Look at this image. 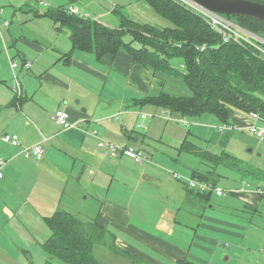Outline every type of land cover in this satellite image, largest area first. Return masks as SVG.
Instances as JSON below:
<instances>
[{"label":"crops","instance_id":"0c3cea01","mask_svg":"<svg viewBox=\"0 0 264 264\" xmlns=\"http://www.w3.org/2000/svg\"><path fill=\"white\" fill-rule=\"evenodd\" d=\"M26 1L0 0V20L10 23L0 33V53L4 51L8 58L5 64L0 55V161L8 162L0 179V264H44L47 255L42 245L51 236L46 218L59 211L88 223L96 221L125 253L117 258L131 264L133 259L146 264H214L220 250L232 243H238L237 249L230 248L226 260L264 264V256L253 250L254 245L263 246L264 242L261 231L253 224L259 208L264 207V195L259 193L260 189L264 191L262 186L248 187L245 179L233 189L217 183L239 203H226L222 209L232 218H226V214L208 215L213 197L223 198L226 194H210L207 202L200 195L208 193L189 188L187 174L171 172L160 165L166 164L165 150L177 152L179 161L185 141L199 148L204 143L213 148V154L241 148L247 141L245 132L252 135L249 126L264 127V115L247 116L228 108L234 130H221L223 124L216 117L203 115L190 123L194 128L184 138L177 137L155 117L163 115L165 121L173 120L178 125L179 118L141 104V100L161 94L190 97L192 93L181 79L135 64L126 52L105 55L101 60L94 54L71 52L72 44L59 45L57 39L63 34L68 36V31L45 18L42 14L46 11L27 10L31 0ZM85 1L99 9L94 15L97 21L121 15L116 6L115 10L107 7L109 0L107 5L101 0H71L59 7L72 6L80 11ZM33 19L39 24H34ZM46 19L51 26H42ZM68 37L70 40V34ZM12 46L17 48L20 64L8 51ZM12 61L17 63L16 68H12ZM9 75L10 86L5 81ZM18 75L23 81L21 99L12 91ZM58 110L66 111L76 127L64 130L57 126L60 132L55 134L51 117ZM6 134L18 135L22 147L5 143L2 137ZM165 136L183 138L180 149L172 148ZM105 142L140 149L149 161L137 165L124 155L111 154ZM35 145L42 146L44 155L25 158L22 148ZM186 157L190 158L184 162L193 161L206 168L198 156L187 153ZM208 166L206 170L211 171ZM206 170H193L189 178L195 171ZM245 184L247 188L240 191ZM148 185L156 189L150 190ZM90 198L94 206L86 209L96 213L82 218L85 213L73 210L81 209ZM248 210L255 212L254 217L242 220L250 216ZM151 215L156 221L149 220ZM250 229L259 232L257 238L248 236Z\"/></svg>","mask_w":264,"mask_h":264},{"label":"trees","instance_id":"16d2710c","mask_svg":"<svg viewBox=\"0 0 264 264\" xmlns=\"http://www.w3.org/2000/svg\"><path fill=\"white\" fill-rule=\"evenodd\" d=\"M142 1L170 22L171 27L160 29L122 14L119 27H110L80 13L71 14L69 7H48L42 15L70 32L71 52L94 54L98 60L105 55L126 52L135 64L180 77L192 93L190 97L161 94L145 98L141 104L182 119L210 114L223 125H232L228 108L247 116L264 115V60L250 48L224 43L221 35L212 31L199 16L172 0ZM229 19L264 38V23L240 16ZM127 37L131 39L129 43L125 42ZM204 45L206 49L200 51ZM174 60L182 62V70L173 64ZM180 150L198 156L211 166V171H195L193 179L217 184L221 176L216 170L224 167L243 170L240 175L244 178L252 176L264 181L263 171L252 167L242 169L240 160L226 151L213 154L190 141H185ZM200 196L207 202L211 197L210 194ZM46 221L51 236L42 245L47 255L44 264H56L54 260L64 264H105L95 256L96 243L107 246L116 257L125 255L116 247L108 230L96 221L88 223L65 211L56 212ZM132 261L134 264L138 260Z\"/></svg>","mask_w":264,"mask_h":264},{"label":"rangeland","instance_id":"374dc122","mask_svg":"<svg viewBox=\"0 0 264 264\" xmlns=\"http://www.w3.org/2000/svg\"><path fill=\"white\" fill-rule=\"evenodd\" d=\"M52 1H54V4H52V2H50L49 0L48 1L46 0L45 2H47V6H51V7H52V5H55L56 7H59V6H63L64 4L67 5L69 2H71V0H52ZM101 1H103L101 3H103L104 5H107V0H101ZM109 1L111 2V4L107 5L108 8H111V10H112L116 6L118 12H120L125 17H128L131 20H134L135 22L142 23V24H148V25L160 28V29L171 27L170 22H168L165 19H163L160 15H158L155 12V10L151 6H149L146 2H144L142 0H109ZM258 2H263L264 3V0H259ZM82 4H83L82 7L79 6L80 7V14L85 16V17H91V19L93 18V19L96 20L94 15L98 13L99 9L97 10L96 8L90 7L89 6L90 5L89 2H86V1L84 3H82ZM27 10H30L31 12H33V11H38L39 12V11H46L47 8H44V7L40 6L39 4H37V2L35 0H31V2L28 4ZM24 19L26 20L27 17H25ZM111 19L112 20H110L109 18H102V19H99V21L108 22V25H111V26H112V23H116L117 25H120V18H119L118 15L113 14L111 16ZM25 20H23V21H25ZM34 20L35 19L32 20L34 24H39V22L34 21ZM42 24H43L42 26H44V27L51 26L50 25V21L47 20V19ZM113 26H115V25H113ZM239 27H241V26H239ZM65 30H67V29H65ZM69 34H70V32L68 31V36H69ZM68 36L65 37L64 34L60 35L59 36L60 38H57L59 45H61L62 43H66V42L69 45H71V42H70ZM130 41H131V39L129 37L125 38V42L126 43H129ZM8 51H10V54L12 56H15V58L17 59L16 62L18 64H20L19 63L20 60H19V58L17 56V54H18L17 48L12 46L11 48L8 49ZM78 53H81V52H78ZM84 54H86V53H84ZM0 55L4 59L5 64H8V58H7L6 54H5V52L3 51L2 53H0ZM91 57H94V56L92 55ZM181 63L182 62L179 61V60H174L173 61V64L176 67H179L180 69L183 67ZM8 70H10L9 67H8ZM163 74H165V73H163ZM18 77H19L21 83H23L21 77L19 75H18ZM172 77H176V76L172 75ZM176 78L181 79L180 77H176ZM11 80H12L11 75H9L7 79H5L6 84H8V86H10ZM172 93L175 94V92H172ZM204 116L211 117V115H208V114H205ZM162 118L164 119L163 115H162ZM162 118H161L160 114H156L155 119H161V122L164 124V126L168 127L169 132L171 134L177 136V137L179 135H184L183 136V138H184L185 134L187 133V131H189V129L191 131L194 128V126H192L191 124H190V126L184 127L181 124H179V125L176 124L175 121H173V120L165 121V119L162 120ZM198 118H194V119L185 118V119H187L189 121V123H191V122L194 123V120H197ZM147 122L148 121L145 122L146 125H147ZM53 124H54V122H53ZM263 124H264V122H263ZM53 129L56 132L55 134H58L60 132V129H58L57 126H55V124H54V128ZM56 129H57V131H56ZM142 130L145 131L144 128ZM245 136H246L245 138H246L247 141L245 142L244 146H242L241 148H239L240 146H238V148H234V149L233 148H229L228 151H232L234 153L233 155H235L240 160V162H241L240 167L242 169H245V168L250 169L252 167L254 169H262V170H264V143L259 142L255 138V136L249 135L248 132L247 133L245 132ZM183 138L181 140H177L174 137L165 136V140L166 141H170V143H171L170 145L172 146V148H175V150L176 149L177 150L180 149V146L182 144L181 141L183 140ZM198 142L200 143V141H198ZM199 146L203 150H206V151H209V152H213L214 151L213 148L210 147V149H209L208 146L206 144H204V143L203 144H199ZM226 147H227V145H226ZM164 153L167 155V156L164 157V159L166 160V164H163V163L160 162L161 163L160 165H163V167L167 166L166 168L167 169H171L170 170L171 172L177 171V172L183 174L184 176H185V174H187V176H185L187 178V180L189 179V177H190V175H191L193 170H206V169H209V166L205 165V164H203V165L206 168L203 169V167L198 166L193 161H189V163L184 162V161H187L186 160L187 158H190V157H186L187 153H185V152L181 153L182 156H181L179 161H176V158L178 156L177 152H176V154H174V153L170 154L168 152V150H165ZM216 154H219V153L217 152ZM206 171H208V170H206ZM216 171H217V173H219L218 175H221V177L218 180V184L223 186V188L226 187V188L233 189V188L239 187V186L242 185V180L243 179H245V181L248 182L249 186H251V187H253L254 185H255V187H256V185H260V186H262L264 188V181H259L258 179H255L252 176H247L245 178L242 177L240 174L242 172H244L243 170L239 172L236 169L231 170V169H227V168H224V167H220ZM185 182H186V180H185ZM147 187L150 188V190L156 189V187L151 186V185H148ZM226 196L227 197H223V198L213 197V199H212L213 201L207 207V214L208 215L209 214H216V215H219V216H221L223 214H226L225 215L226 218H232V217L228 216L227 212L222 210V209H223V207H224V205L226 203L231 205L230 203L237 204L239 202L236 201L235 199H232L231 197H228L229 195H227V194H226ZM82 198L84 199V196ZM100 201H102V200H100ZM263 203H264V197H263ZM88 206H91V207L94 206L91 198L88 201L84 202L83 207L81 209L80 208H75L73 211L75 213H82V214L85 213L82 216V218H86V215H94L96 212H91L89 208L86 209ZM212 206H214V208H211ZM259 211H260V213H257V215L255 216L256 222L254 220L253 224H254L255 227L259 228V230L261 231V235H262V237L264 239V207L261 206L259 208ZM86 212H88V213H86ZM190 212L193 213L194 211L191 210ZM248 212H249L250 216L249 217L248 216H243L241 218L242 220H246V219L250 220V221L252 220L251 217H254L253 214H255V212H253L252 210H248ZM152 214H154V212H152ZM186 218H188V217H183V219H186ZM149 220L156 221V217L151 215ZM257 235H259V232L257 230L250 229L249 232H248V236L249 237L257 238ZM237 244L238 243H232L231 247H228V248L223 247L220 250V252L217 254V259H216L217 261L214 264H237L235 258H232L230 260H226V258L229 257V255H230V253H227V251L230 248L236 250L237 249ZM253 250L257 251L260 255L262 254V256H264V242H263V246H259V244L254 245ZM94 253H95V256L100 261H102L105 264H131V262L128 263V261L126 259H124V258H117L114 255V253H112V251L109 250V248L107 246H105L103 244H100V243H96V245L94 246ZM54 262L56 264H64V263H62V262H60L58 260H54ZM140 262L141 261H139V262L135 261L134 264H146V263H140ZM34 263L38 264V262H36V261ZM239 264H243V262H240Z\"/></svg>","mask_w":264,"mask_h":264},{"label":"built area","instance_id":"2783aa9c","mask_svg":"<svg viewBox=\"0 0 264 264\" xmlns=\"http://www.w3.org/2000/svg\"><path fill=\"white\" fill-rule=\"evenodd\" d=\"M40 6L47 8V4L43 0H36ZM174 3L186 8L194 12L197 16H199L207 25L208 27L221 35L222 40L224 43H235L238 45L243 46L244 48H250L259 58L264 60V38L251 33L245 30L242 27H239L229 18L213 13L208 11L190 0H172ZM69 12L71 14L79 15L80 11L77 8L69 7ZM10 23L6 20H0V33L3 27H8ZM200 51H204L206 46L199 48ZM12 68L17 67V63L15 61L11 62ZM26 68H30V64H26ZM183 68V67H182ZM12 91L14 95L21 99L23 97V87L21 81L16 76L14 78V83L12 87ZM252 116H256L253 114ZM146 116L143 115L142 118ZM51 120L54 122L56 126L62 128L64 130L73 129L76 127V123H74L69 114H67L64 110H58L55 114L52 115ZM177 122L184 124L186 126L190 125L187 119L179 118ZM235 128L231 125H223L221 130H234ZM249 132L254 135L258 140L264 142V127L258 125H251L248 127ZM3 141L9 145L15 147H22V142L20 137L16 134H6L2 137ZM105 147L107 148V152L114 154V155H124L134 161L137 165H143L149 161L148 155L133 146H118L112 143L105 142ZM22 154L27 159L33 158H41L44 155V149L41 145H35L32 147H23ZM8 164L7 161L1 160L0 161V179L4 176V168ZM174 177L181 178L180 175L174 174ZM188 186L191 190L200 192V193H208V194H215L216 196H224L226 194V190L217 186L216 184L207 183L200 181L198 179H188ZM249 186V185H248ZM247 188L246 184L243 185L240 191L245 190ZM259 193L263 196L264 191L259 190Z\"/></svg>","mask_w":264,"mask_h":264},{"label":"water","instance_id":"95a60500","mask_svg":"<svg viewBox=\"0 0 264 264\" xmlns=\"http://www.w3.org/2000/svg\"><path fill=\"white\" fill-rule=\"evenodd\" d=\"M194 4L225 16H240L264 23V3L254 0H190Z\"/></svg>","mask_w":264,"mask_h":264}]
</instances>
